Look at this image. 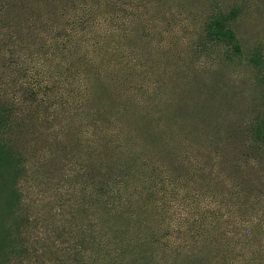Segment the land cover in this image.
<instances>
[{
  "label": "rangeland",
  "instance_id": "1",
  "mask_svg": "<svg viewBox=\"0 0 264 264\" xmlns=\"http://www.w3.org/2000/svg\"><path fill=\"white\" fill-rule=\"evenodd\" d=\"M78 1L0 0V264H264V0Z\"/></svg>",
  "mask_w": 264,
  "mask_h": 264
},
{
  "label": "trees",
  "instance_id": "2",
  "mask_svg": "<svg viewBox=\"0 0 264 264\" xmlns=\"http://www.w3.org/2000/svg\"><path fill=\"white\" fill-rule=\"evenodd\" d=\"M16 8V6H15ZM13 8L11 7L10 3H4L0 7V13L3 15H7L10 13V11ZM68 14H69V19L72 26V29L75 30L76 27H83L84 22L87 23L88 19L93 17L94 11L93 9H89L88 7L84 6L80 1L78 0H71V4L68 8ZM67 12V11H66ZM237 17L236 12H232L230 16H222V15H217L213 18H211L208 23L206 24L205 30H204V36L207 40L211 42H219L226 44L229 46L235 54H240L242 53V47L241 44L239 43L236 33L233 30V28L230 26L231 21ZM86 25V24H85ZM84 28V27H83ZM58 35H62L61 33H58ZM210 116V115H209ZM211 117V116H210ZM208 117V118H210ZM171 135H170V134ZM250 133L252 135H255V137H259L260 135H264V120L260 122L259 124H255L252 126ZM165 135L167 139L165 140V145L166 146H171L172 143L174 142V135L172 132V128L170 129V132L165 131ZM149 137V136H148ZM251 140V139H250ZM1 141V140H0ZM252 142L256 145L257 142L252 140ZM7 165L12 166L8 161L4 160Z\"/></svg>",
  "mask_w": 264,
  "mask_h": 264
}]
</instances>
